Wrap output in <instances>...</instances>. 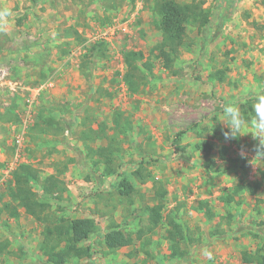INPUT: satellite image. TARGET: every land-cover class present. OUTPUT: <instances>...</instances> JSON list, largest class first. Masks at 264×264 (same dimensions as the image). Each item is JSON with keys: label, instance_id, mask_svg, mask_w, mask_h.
Wrapping results in <instances>:
<instances>
[{"label": "rangeland", "instance_id": "obj_1", "mask_svg": "<svg viewBox=\"0 0 264 264\" xmlns=\"http://www.w3.org/2000/svg\"><path fill=\"white\" fill-rule=\"evenodd\" d=\"M157 1L0 0V10L12 13L0 31V69L7 70L0 83V264H50L46 221L23 207L17 218L3 208L24 164L58 180L50 193L32 182L52 224L97 221L84 243L91 257L65 264H258L244 262L242 252L264 250V181L255 194L242 191L230 203L221 197L259 180L264 157L252 150L259 139L251 132L225 140L218 118L222 102L241 108L248 96L264 94V0H176L201 2L211 20L187 24L170 67L153 51L162 38ZM70 28L81 37L65 35ZM96 41L107 44L106 54L83 70ZM128 50L142 51L140 66L151 68L138 93L124 79ZM218 69L223 81L212 75ZM200 141L213 150H197ZM111 143L114 173L104 175L97 150ZM224 144L230 150L222 158ZM118 174L132 182L130 196L120 194ZM199 200L209 201L211 219L196 208ZM160 204L162 221L151 230L149 208ZM171 219L188 235L179 238L187 253L180 261L166 238ZM115 224L133 242L112 251L102 235Z\"/></svg>", "mask_w": 264, "mask_h": 264}, {"label": "trees", "instance_id": "obj_2", "mask_svg": "<svg viewBox=\"0 0 264 264\" xmlns=\"http://www.w3.org/2000/svg\"><path fill=\"white\" fill-rule=\"evenodd\" d=\"M155 9L159 16V27L162 30V38L158 45L154 47L153 51H158V56L165 61L167 67H170L173 57L179 55L184 44V39L187 34V24L189 22H194L202 27L208 26L211 20L210 11L203 7L201 2H178L176 0H158ZM64 34L72 35L76 38L81 37L77 28L65 30ZM106 50L107 44L104 41L92 43L87 49V56L89 55L91 59L89 61L86 60L85 63L82 64L83 70L88 65L94 64L97 59L105 56ZM143 57L144 54L142 51L128 50L125 52L124 60L126 70L124 79L131 93L142 91V80L146 77L147 72L151 71L149 63H147L149 66V68H147L148 71L140 66L139 61L143 59ZM145 63L146 62H144V65ZM225 73V70L218 69L212 75L214 79L217 78L219 81H223L226 77ZM255 98L256 96H248L245 100L246 102L241 104V111L247 120L255 115L252 106L255 103ZM258 144L259 143H255L252 146V150L257 152L256 146ZM111 145L113 144L111 143L97 150V153H99L100 156H104L107 162L104 175L114 173V168L111 166L112 159L109 157L114 149H111V151L108 150ZM194 147L197 150L204 148L205 152L208 153L213 150V144L207 141H200L195 144ZM229 150V146L225 144L222 145L219 150L220 156L225 158ZM231 160L237 161L238 158H232ZM98 161L99 160H96L95 163H98ZM121 175L122 174H118L119 178L117 184L119 192L123 196H130L134 190V186L128 178ZM262 181H264V165L261 168L259 180L246 182L244 184H236L232 193H225L221 199L230 203L235 200L236 195L245 190L249 191L251 194H255L261 187ZM32 182H42L45 193L57 190L58 186V180L54 178V176L49 175L41 179L39 173L30 165H21L14 172V184L9 190L10 200L4 203L3 208L7 209L11 216L17 218L20 216V211L18 209L23 207L26 213L37 219L46 221L43 230L44 238L42 247L48 249L47 261L50 264H65L71 257H91V248L90 246L84 245V243L97 232V221L93 217H72L60 219L55 224H52V222L49 221L48 215L44 214L46 203L40 200L37 192L33 190ZM161 205L162 204L149 208L151 211V230L157 227L162 221V215L159 211ZM196 208L203 211L207 219H211L214 216V212L208 200H199ZM169 224H171L172 228L168 229L166 238L171 242L170 255L172 258H176L179 261L183 260L187 258V253L185 250L181 249L179 238H186L188 235L183 232L182 226L179 223H175L173 219L169 220ZM102 239L108 249L112 251L130 246L133 242V238H131L130 234L122 228H119L117 224L106 229L102 235ZM4 248L5 245L0 249L4 250ZM143 249H145L144 246ZM242 258L244 262L264 264V250L262 251V248H258L255 252L244 250L242 252Z\"/></svg>", "mask_w": 264, "mask_h": 264}, {"label": "clouds", "instance_id": "obj_3", "mask_svg": "<svg viewBox=\"0 0 264 264\" xmlns=\"http://www.w3.org/2000/svg\"><path fill=\"white\" fill-rule=\"evenodd\" d=\"M11 15V11L7 8L0 10V31L7 28V18ZM245 102L241 101V103ZM252 106L255 115L249 121L245 118L237 103L224 101L220 105L221 115L218 120L227 129L222 130L225 140L234 139L251 132L254 139H259V144L256 146L257 153L264 157V94L257 93L255 103ZM203 255L209 260L213 259V253L207 249L203 250Z\"/></svg>", "mask_w": 264, "mask_h": 264}, {"label": "built area", "instance_id": "obj_4", "mask_svg": "<svg viewBox=\"0 0 264 264\" xmlns=\"http://www.w3.org/2000/svg\"><path fill=\"white\" fill-rule=\"evenodd\" d=\"M7 70L0 69V83L6 80Z\"/></svg>", "mask_w": 264, "mask_h": 264}]
</instances>
